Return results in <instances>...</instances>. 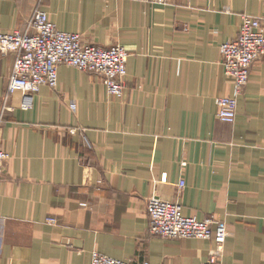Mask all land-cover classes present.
<instances>
[{
  "label": "crops",
  "instance_id": "obj_1",
  "mask_svg": "<svg viewBox=\"0 0 264 264\" xmlns=\"http://www.w3.org/2000/svg\"><path fill=\"white\" fill-rule=\"evenodd\" d=\"M38 8L86 43L123 45L121 97L102 77L67 65L34 107L8 93L14 54L0 52V264H91L95 251L150 264H203L214 241L149 231L151 197L224 222L223 264H264V54L234 95L220 43L236 39L264 0H0V32L24 30ZM80 129L92 144L85 143ZM75 131V132H73ZM186 185L180 190L179 183Z\"/></svg>",
  "mask_w": 264,
  "mask_h": 264
},
{
  "label": "built area",
  "instance_id": "obj_2",
  "mask_svg": "<svg viewBox=\"0 0 264 264\" xmlns=\"http://www.w3.org/2000/svg\"><path fill=\"white\" fill-rule=\"evenodd\" d=\"M165 4L167 0H147ZM221 62L224 74L235 87L234 95L215 99L217 118L234 123L237 118L238 95L249 82L251 68L264 54V28L262 18L246 14L236 39L220 43ZM0 52L14 54V63L8 82V93L20 95V108L24 111L34 107L36 96L42 87L55 88L58 84L60 65L100 75L108 94L121 97L125 91L128 74L129 53L121 44L103 47L86 43L77 32L61 30L47 11L38 8L28 19L24 30L11 33L0 32ZM75 132V131H73ZM88 147L92 144L79 131ZM11 155L0 148V180L4 177L5 165ZM186 183L181 180L182 190ZM149 231L167 239H206L214 241L209 259L203 264H223L225 243L229 232L224 222L199 219L184 214L179 201L151 197L148 201ZM91 264H150L149 261L130 262L95 251Z\"/></svg>",
  "mask_w": 264,
  "mask_h": 264
},
{
  "label": "rangeland",
  "instance_id": "obj_3",
  "mask_svg": "<svg viewBox=\"0 0 264 264\" xmlns=\"http://www.w3.org/2000/svg\"><path fill=\"white\" fill-rule=\"evenodd\" d=\"M229 232V231H228Z\"/></svg>",
  "mask_w": 264,
  "mask_h": 264
}]
</instances>
